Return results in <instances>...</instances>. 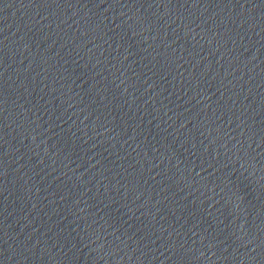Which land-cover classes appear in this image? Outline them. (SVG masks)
I'll return each mask as SVG.
<instances>
[{"label": "water", "instance_id": "1", "mask_svg": "<svg viewBox=\"0 0 264 264\" xmlns=\"http://www.w3.org/2000/svg\"><path fill=\"white\" fill-rule=\"evenodd\" d=\"M0 264H264V0H0Z\"/></svg>", "mask_w": 264, "mask_h": 264}]
</instances>
